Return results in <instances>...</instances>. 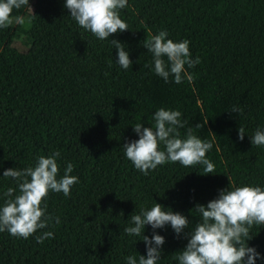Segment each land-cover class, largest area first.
Here are the masks:
<instances>
[{"label": "trees", "instance_id": "trees-1", "mask_svg": "<svg viewBox=\"0 0 264 264\" xmlns=\"http://www.w3.org/2000/svg\"><path fill=\"white\" fill-rule=\"evenodd\" d=\"M64 4L29 0L35 15L27 6L14 9L24 23L0 28V206L9 187L19 193L5 169L34 167L56 151L58 178L71 162L79 183L68 197L49 192L42 207L53 219L46 228L28 239L0 232V264H127L128 256L146 255L142 237L124 231L141 209L159 203L185 215L191 228L199 221L194 206L221 189H264V145L250 138L264 131V0H127L118 11L129 29L106 40L79 26ZM161 30L174 42L188 40L191 58L199 57L185 66L192 82H165L155 73L143 44ZM18 36L24 48L14 45ZM112 39L128 51V69L116 63ZM160 108L181 112L180 138L190 129L213 141L206 156L215 174L179 162L147 175L135 168L123 144L139 139L136 124L154 127ZM238 128L246 132L242 141ZM190 228L178 236L170 225H145L144 235L165 238L158 264H179ZM46 231L54 238L38 243ZM250 231L247 244L264 264V226Z\"/></svg>", "mask_w": 264, "mask_h": 264}, {"label": "clouds", "instance_id": "clouds-1", "mask_svg": "<svg viewBox=\"0 0 264 264\" xmlns=\"http://www.w3.org/2000/svg\"><path fill=\"white\" fill-rule=\"evenodd\" d=\"M23 6L32 12L29 0H0V28L14 23L23 24L22 16L13 18L12 15L14 9L19 10ZM126 6L127 0H65L64 4L78 25L99 40L109 39L111 34L129 29L118 11ZM110 42L117 50L116 63L128 69L132 61L124 44L115 39ZM189 43L188 40L174 42L168 38L166 30H161L144 41L143 46L153 55L155 73L165 82L171 76L179 84L184 79L189 82L194 79L185 66L192 68L200 63L199 57L191 58ZM239 110L234 108L232 111ZM180 117L178 110L160 108L153 116L154 127H143L140 123L133 126L139 139L125 143L123 147L126 157L144 175L166 162H179L185 167L201 165L202 174L216 173L214 163L206 156L213 147V141L200 139L190 129L185 139L180 138L178 129L183 127ZM245 134L243 128H238L241 141ZM250 138L252 145H264V131L257 130ZM59 156L56 151L47 157L39 156L34 167H12L3 171V177L16 181L19 193L14 196L16 189L12 187L4 193L8 199L0 206V232L7 230L14 237L28 239L37 230L48 226L53 218L45 215L47 205L42 207V202L49 192H62L68 197L72 186L79 183L78 177L71 175L74 168L71 162L67 163L64 174L58 178ZM193 209L199 213V221L191 228L185 215L159 203H155L150 210L141 209L140 214L132 215L131 225L124 231L128 235L142 237L140 240L145 244L146 255H139L138 260L135 256H128L127 264H158L161 259L165 238L155 231L151 238L144 235L145 225H150L153 230L170 225L178 236L190 228V238L177 256L179 264H256V260L261 258L255 247L247 244L252 239L251 228L254 225L264 226V189L260 186L221 189L217 198L206 205L196 204ZM55 223H60L59 217L55 218ZM48 238H54V233L43 232L36 240L43 243Z\"/></svg>", "mask_w": 264, "mask_h": 264}, {"label": "rangeland", "instance_id": "rangeland-1", "mask_svg": "<svg viewBox=\"0 0 264 264\" xmlns=\"http://www.w3.org/2000/svg\"><path fill=\"white\" fill-rule=\"evenodd\" d=\"M14 24H16V23H14ZM13 43L18 48H24V46H25L24 41H23V36L16 37Z\"/></svg>", "mask_w": 264, "mask_h": 264}]
</instances>
